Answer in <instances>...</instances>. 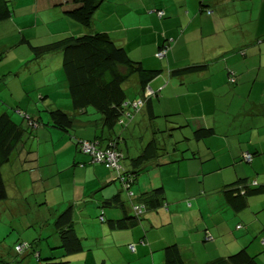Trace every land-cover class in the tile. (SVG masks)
<instances>
[{
    "label": "crops",
    "instance_id": "crops-1",
    "mask_svg": "<svg viewBox=\"0 0 264 264\" xmlns=\"http://www.w3.org/2000/svg\"><path fill=\"white\" fill-rule=\"evenodd\" d=\"M11 1L12 16L0 22V42H5L0 43V51L4 52L2 57H7L4 65H0V91L7 90V96L14 92L11 86L24 87L23 79H40L41 86L46 87V96L40 99L51 101V93L56 92L59 93L57 98L65 102H45V108L52 109V105L65 111L72 110L61 66L62 53L52 52L23 63L22 57L16 58L20 53H14L13 48L17 44H27L24 39L42 44L66 35H81L88 30L65 16L56 0ZM200 2L210 5L213 12L209 15L200 12ZM154 9L163 10L164 15L159 17ZM24 12L29 16H25ZM110 29L114 32L111 33ZM212 29L221 31V37L213 39ZM89 31L107 32L132 59L140 61L145 67L160 68L161 73L148 83L151 90L159 93L153 110L160 107V114H173L174 120L186 121L190 127H213L212 135L200 140L191 138L201 141L205 147L206 144L212 146V150L209 148L201 154L197 144L190 142L191 139L181 141L179 134L173 133L171 142H178L176 149L168 155H160L155 165L148 164H153L157 170L168 166L167 172L171 174L167 175L168 179L194 178L199 188L197 193H189V187L176 186L175 180L173 186L167 187L161 174L155 173L152 180L139 185L140 191L135 195L161 186L167 208L147 209L138 224L117 228L109 227L108 221L120 219L125 213L119 206L104 205L105 199L115 194H119L125 204L129 203L117 186V178L106 172L99 178L95 171L97 166L93 162L88 163L87 156L77 150H71L66 156L71 164L63 166L64 161L56 160V150H51L50 146L48 151L53 159L50 164H55L56 171L47 178L56 176L60 184L57 173L68 170L71 175L67 181L70 191L60 189L59 198L65 207L52 213L49 229L52 239L42 237L45 234L43 230L39 231V234L33 235V240L30 237L26 239L30 243L26 253L36 251L40 263L45 260L53 262L51 258L62 254L58 229L54 224L57 215L71 206L73 228L80 237L82 249L64 257L65 264H163V248L172 242L180 247L186 264H200L225 257L241 248H246L258 264H264V244L261 243L264 237V193L246 197L245 206L241 209H235L226 195L240 178L254 180L259 186H264V0H105L94 13ZM178 33L181 36L167 52L166 58L162 61L156 59L154 54L162 40L161 35L172 38ZM39 38H43L42 41H35ZM242 46L247 47L245 56L229 61L237 72V84L232 87L226 82L224 64L212 63L211 60ZM10 47L13 50H6L5 53L3 49ZM22 53L24 57L31 56L25 48ZM205 61H210V64L201 73L173 74V70L181 66ZM130 79L134 85V98H138L137 77L132 75ZM25 83L21 96L33 90L31 81ZM0 96L9 108L4 95ZM7 108L2 112L10 113ZM15 114L17 118L10 114L12 119L24 126L23 116ZM90 114L83 117V121L77 124L78 128L86 127L89 131L93 125L91 119L96 116ZM137 118L130 119L131 123ZM35 126L38 128L29 129L15 155L17 159L22 158L23 170L19 171L29 175L36 169L32 164L37 163L38 147L47 142H40L42 133L38 129L46 130L51 123L50 120L45 123L38 121ZM50 133L52 138L55 137L53 132ZM144 133L149 138L147 132ZM76 135L88 139V134H79L78 129ZM28 149L30 154L26 152ZM247 152L252 154L250 161L242 158ZM180 153L187 158H180ZM26 162H30L28 168ZM17 177L18 173L6 182L10 198L4 203L19 199L20 191L12 192L11 187ZM36 177L38 180L39 177ZM168 189L172 197H169ZM42 198L44 200L39 201L40 204L48 207L46 195ZM20 200L14 205L0 202V216L2 212L16 210ZM42 217L38 219L42 220ZM238 225L240 227L236 228ZM206 233L212 236L211 241L204 240ZM11 250L9 245L0 244L1 264H7ZM44 251L45 254L41 255Z\"/></svg>",
    "mask_w": 264,
    "mask_h": 264
},
{
    "label": "trees",
    "instance_id": "trees-1",
    "mask_svg": "<svg viewBox=\"0 0 264 264\" xmlns=\"http://www.w3.org/2000/svg\"><path fill=\"white\" fill-rule=\"evenodd\" d=\"M56 1L57 6L63 8L62 12L65 16L76 21L88 31L81 35H66L42 44H34L24 39L32 53V60H37L52 52L62 53L61 66L72 102V112L68 113L61 108H46L51 127L66 135L68 134L74 142L76 150L90 156V162H103L104 167L111 168L105 165L103 159L105 155L100 157V160L96 159L97 153L106 154L108 151L116 153L118 157L117 164H119V159H127V165H118L116 168V178L121 181V190H126L124 194L129 203L125 204L126 202L121 200L120 195L115 194L105 199L104 205L119 206L125 213L120 219L108 221L109 227L125 228L136 225L143 219L142 215L147 209L167 208L163 187L157 186L135 195L131 193L130 186L139 182L140 175L147 173L151 168H155L154 162L160 159V155H168L176 149L178 142H171L173 133H178L179 137L182 138L181 141L190 140L191 138L200 140L212 135L214 129L213 127L204 126L190 127L186 121L174 120L172 118L173 114H160L158 108L153 110L159 93L151 90L148 83L162 70L160 68L145 67L140 61L132 59L125 48L114 42L107 32L89 31L94 13L105 0ZM199 4L200 12L206 15L213 12L210 5L201 2ZM12 7L11 0H0V22L12 16ZM154 10L158 16L159 11H163L160 9ZM163 15L164 11L159 17ZM221 35V31L212 29L211 36L213 39H218ZM179 36H181L179 33L172 38L163 35L154 54L156 59L162 61L166 58L167 52ZM246 49V46L236 47L228 53L223 52L217 55L211 60L212 63L224 64L226 82L232 87L237 84L235 80L237 72L229 64V61L231 58L245 56ZM3 53V51H0V58ZM158 53L164 54L158 56ZM209 64L210 61L187 64L174 69L173 74L179 76L201 73L208 68ZM132 75L137 77L140 95L138 98L129 99L130 97L123 84H126ZM135 100H140L141 103H134ZM132 105L134 109H132ZM90 113L96 115L94 118L97 117V119H91L93 125L90 128L95 133L91 139H84L76 135L77 124L83 121L85 115ZM135 113L140 116L134 123H131L130 115ZM25 115L21 112V116ZM124 118L128 119L129 122L125 121ZM158 118L163 119V124L157 121ZM28 119L30 121L29 126H22L12 119L10 113H0V202L10 198L7 194L6 182L17 176L16 170L10 166V163L24 143V134L29 132L31 125L38 124L37 117L29 115ZM143 124L149 138H146L145 133H143L144 130L139 132L135 130ZM183 128H188L191 131V137L184 134L185 129ZM84 129L87 130L86 127ZM133 136L136 143L139 142V144L135 143V154L132 155L127 151L131 152L130 139ZM87 144L90 148L89 151L84 148ZM26 152L30 154L31 151L28 149ZM180 158L187 157L180 153ZM174 160L178 161L179 159L174 158ZM20 170H23V167ZM10 172L12 173L10 174ZM231 187L226 195L228 202L235 209H241L245 206L246 197L264 193V186L258 184L254 186L251 184V180L247 178H240ZM72 209L71 206H67L57 215L54 224L55 228L58 229V238L63 248L62 254L51 258L53 262L45 260L41 264H65L64 257L82 249L80 237L77 236L73 228ZM100 219L103 218L100 217ZM25 245L26 249L30 247V243H25ZM34 253H30V255L33 256ZM163 253V264H186L181 249L176 243L166 244ZM36 258L37 260L40 259L39 254L36 255ZM200 264H258V262L246 248H241L225 257L214 258Z\"/></svg>",
    "mask_w": 264,
    "mask_h": 264
},
{
    "label": "rangeland",
    "instance_id": "rangeland-1",
    "mask_svg": "<svg viewBox=\"0 0 264 264\" xmlns=\"http://www.w3.org/2000/svg\"><path fill=\"white\" fill-rule=\"evenodd\" d=\"M11 5L13 6L12 1H11ZM29 9H31V6H29ZM24 15L29 16V14L27 13L25 14V12H24ZM110 31L111 33H113L114 29H110ZM154 31L158 32V29L154 28ZM159 33L163 34L162 32H159ZM9 35H10V32H9ZM42 39L43 38L35 39V41H42ZM0 43L4 44L5 42L1 41ZM1 46L2 45H0V47ZM24 48L26 49L27 54L28 53L31 54L30 57L22 56L23 54L22 50ZM9 49H12V48L10 47L8 49H3V50H5V53H6L7 52L6 50H9ZM13 49H14L13 51L14 53L16 54L20 53L19 55L21 56L18 55L16 58L19 59L22 57L23 63H25L26 61L32 58V53L29 50L26 43L17 44L15 48ZM6 60H7L6 56L2 57L0 59V65L2 64L4 65V62H6ZM23 80H24L23 88L26 87L25 81H31L30 84L33 90H30V92H25L23 96L20 95V92L23 90V88L18 87V86H11L14 89V92L13 94L9 93V95L7 96H6L7 90L0 91V95H4L5 99L8 102L7 105L9 107L7 108V106H5L6 105L5 103H4L5 105L3 104L1 96H0V113L2 112V110L7 108L10 110L8 111L13 117H15L14 116L15 113L18 115H21L18 111L26 114L25 116H23L24 118L22 117L24 126H29L30 121L28 119V116L30 114L36 115L35 117H37V120L40 122L45 123L46 120L49 121V114L44 105L45 102L52 103V101H56L57 104H60V103H65L64 100L58 99L57 97L59 93H56V92L51 93V96H50V98L52 99L51 101L48 100V98L40 99L41 96L42 97L46 96V92H45L46 87L44 88L43 86H41L40 79H35L34 81H32L31 78H28V79H23ZM131 80L132 79H130L128 82H126V84H124L125 90L130 97L129 99L134 98L135 96L134 95V85L132 84ZM48 89H51V87ZM2 105H3V109H2ZM50 107H52V109L57 108V107H53L52 105H50ZM133 107L134 106L132 105V109H134ZM67 112L71 113L72 110H67ZM139 116L136 113L130 115L132 120L135 117H139ZM188 118H190V116H188ZM124 120L128 121V119L126 118H124ZM157 121L160 124H163V119L158 118ZM190 121L193 122V119L191 118ZM31 126H34V127H31V129L38 128V126H35L34 124ZM91 129L92 128L89 127V131H87L86 129L81 127V128H78V132L79 134H88L87 135L88 139H91L94 135L92 134ZM183 129H185L184 134L191 137V131H189L188 128H183ZM38 130H39V133H42L40 142H43V141H47V142H45L46 144L41 143L40 146L38 147L37 153L39 156L36 154V156L38 157L37 163L35 162V164L34 163L32 164V167H35L36 169H34L30 175L27 173H23L22 171L20 172L19 170L22 167V164H21L22 158H19V159L14 158V160L10 163V166H12L18 173L17 179H15L11 184L12 192L20 191V196H18L17 198L21 200L17 203L15 207L16 210H13V212H2V215L0 216V244L9 245V247L12 248V250L8 254L7 264H27V262L29 264H38V263L41 264L36 258V255H37L36 253H34L33 256L30 255V253H33V252L24 254L25 252L29 250H27L26 248L25 249L19 248V244L21 243V245H24L25 243H29L28 241H26V239L30 237V240H33V237H34L33 235L36 233L39 234V231L41 230H43V233L45 234L42 237H45L47 239L48 238L52 239L51 236H49L50 224L52 223V220L50 218L52 216V213L56 211H61L65 207V204H62L60 201L61 199L59 198L60 189L61 191H64V192L70 191L67 181H68V177H70L71 175L68 170L64 169L63 171H60L59 173H57L58 176L60 175L59 177L60 184L58 183V179L56 176H51L47 178L50 174L56 171L55 164H50V160H53V159H52V154L50 155L48 151V148L51 146L50 147L51 150L53 149L56 150L55 152L56 160L58 159V161L60 162L64 161L63 166H65L66 164L67 165L71 164L69 160H66L68 158V157L66 158V156H68L71 150L72 151L76 150L74 142L71 140L68 134L66 135L60 130L54 129L53 127L47 128L46 130L40 127V129ZM135 130L138 132L140 130H144V124L140 127H137ZM50 132H53L55 134V137L52 138V135ZM144 132L145 130L143 131V133ZM27 136H28V133L24 135L25 139ZM134 138L135 137L133 136L130 139V145H131L130 150H131L132 155L135 154L136 144H139V142L136 143V139ZM190 142L193 144H197V148L200 149L201 154H204L205 152L209 151V148L212 150V146L208 147V145L206 144V147H205L201 141H194L193 139H191ZM78 152L83 155H86L88 158V163L90 162V156L88 154H85L81 151H78ZM50 156H51V159H50ZM29 164L30 162H26L25 166L28 168ZM36 164L39 166L38 168L35 166ZM93 164L97 166L95 171L99 175V178L103 177L102 173L104 172H106L109 175L112 174L114 177H117V169L115 167L106 168L101 162H93ZM118 165L120 166L127 165V159H123V158L119 159ZM167 171H169L168 166H165L159 170L150 169L147 173L140 175L139 182H136L130 186L131 193L136 194L137 191H140L139 185L143 184V182L152 180L154 178L155 173L161 174L167 187L168 185L173 186V180H175L177 184L176 186H185L187 188L189 187L190 189L189 193H197L199 188L194 178L175 177L173 179H168L167 175L171 176V174H169ZM36 176L39 177L38 180ZM116 182H117V186L120 187V189H122L121 181L117 179ZM125 191L126 190H122L123 193H125ZM173 191H174V194L177 193L176 190H173ZM44 195H46V198H47L46 201L48 202L47 203L48 207L45 206L44 204H40L39 202V201L44 200L42 198L44 197ZM168 195L169 197H172V192L170 189H168ZM17 200L10 199V201H7L5 203L3 202L2 204H5V205L13 204L14 205ZM54 201L56 204L54 203ZM59 201L62 204L61 206L59 204ZM0 209H1V204H0ZM41 215L43 216L42 220L38 219V217ZM239 227L240 225L237 226L236 228H239ZM204 240L211 241L212 236L209 233H206L204 235ZM43 254H45V251L42 252L41 255Z\"/></svg>",
    "mask_w": 264,
    "mask_h": 264
},
{
    "label": "built area",
    "instance_id": "built-area-1",
    "mask_svg": "<svg viewBox=\"0 0 264 264\" xmlns=\"http://www.w3.org/2000/svg\"><path fill=\"white\" fill-rule=\"evenodd\" d=\"M160 14H162V12H160ZM163 54L164 53H158V56H161ZM84 148H85L86 151H89V149H90L88 144ZM104 155H105V157L103 159L105 160V165L106 166L111 167V168H113V167L117 168L118 167V164H117L118 157H117L116 153H114L112 151H108L106 154L97 153V155H96L97 158L96 159L100 160V157H102ZM243 158L245 160H247V161H250L251 156L249 154H244ZM262 242L264 243V238L262 239ZM25 246H26L25 244L24 245L20 244L19 248L25 249L26 248ZM130 248L133 249V245H130Z\"/></svg>",
    "mask_w": 264,
    "mask_h": 264
},
{
    "label": "clouds",
    "instance_id": "clouds-1",
    "mask_svg": "<svg viewBox=\"0 0 264 264\" xmlns=\"http://www.w3.org/2000/svg\"><path fill=\"white\" fill-rule=\"evenodd\" d=\"M160 12H162V14H163V11H159V13H158L159 16L162 15V14H160ZM148 89H149V88H148ZM149 92H150V89H149ZM134 103H141V102H140V100H135ZM244 154H249V155L251 156V158H252V154H251L250 152H247V153H244ZM243 156H244V155H243ZM243 156H242V158H243ZM243 160H245V159L243 158ZM250 160H251V159H250ZM245 161H247V160H245ZM251 184H253V185L255 186L257 183H256L254 180H251ZM263 238H264V237H263ZM263 238H262V239H263ZM262 239H261V243L264 244V243L262 242Z\"/></svg>",
    "mask_w": 264,
    "mask_h": 264
},
{
    "label": "bare ground",
    "instance_id": "bare-ground-1",
    "mask_svg": "<svg viewBox=\"0 0 264 264\" xmlns=\"http://www.w3.org/2000/svg\"><path fill=\"white\" fill-rule=\"evenodd\" d=\"M103 163V162H102Z\"/></svg>",
    "mask_w": 264,
    "mask_h": 264
}]
</instances>
